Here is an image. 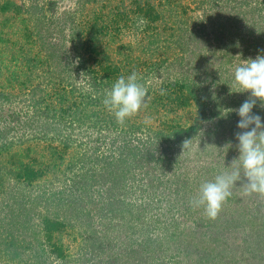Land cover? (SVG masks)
<instances>
[{
	"label": "rangeland",
	"instance_id": "1",
	"mask_svg": "<svg viewBox=\"0 0 264 264\" xmlns=\"http://www.w3.org/2000/svg\"><path fill=\"white\" fill-rule=\"evenodd\" d=\"M11 1L16 7L0 13V147L20 139L42 148L44 173L27 185L0 167V264H95L111 253L117 264H264V197L245 196L237 182L215 220L190 205L201 183L239 156V117L228 110L250 94L236 92L234 69L264 55V0H144V16L132 0H104L107 9L101 0ZM117 3L129 21L106 28ZM92 23L81 49L73 33ZM96 57L113 67L106 85L83 66ZM133 71L147 107L121 125L104 93ZM53 83L96 100V113L58 117ZM252 112L264 122L259 101ZM59 154L54 168L48 161ZM109 163L118 166V189L96 181L86 190ZM41 216L66 223L54 233L64 259L41 233L42 244L32 236ZM92 237L109 241L93 259L96 246L85 248Z\"/></svg>",
	"mask_w": 264,
	"mask_h": 264
},
{
	"label": "clouds",
	"instance_id": "2",
	"mask_svg": "<svg viewBox=\"0 0 264 264\" xmlns=\"http://www.w3.org/2000/svg\"><path fill=\"white\" fill-rule=\"evenodd\" d=\"M140 81L141 78L133 71L127 77L121 75L110 88L105 89L103 104L114 114L118 124L123 125L126 119L147 107V87ZM233 86L238 89L236 92L250 94L238 109L228 110L235 111L239 117L236 127L240 131L235 133L239 156L229 166H224L225 170L213 180L201 183L197 195L190 200V205L203 208L204 215L210 220L218 217L237 188V182H240L245 196L256 194L264 197V122L260 115L252 112L257 101L264 108V55L242 60L234 69ZM160 94H165L163 89ZM225 146L229 148L231 144Z\"/></svg>",
	"mask_w": 264,
	"mask_h": 264
},
{
	"label": "trees",
	"instance_id": "3",
	"mask_svg": "<svg viewBox=\"0 0 264 264\" xmlns=\"http://www.w3.org/2000/svg\"><path fill=\"white\" fill-rule=\"evenodd\" d=\"M104 1V0H101ZM111 1V0H108ZM144 0H132V2H129L131 6H134V8H136V10L138 11L139 14H141L142 16L146 15L144 12ZM121 6H123L122 3H120ZM120 4H114L111 7V13H113L112 15L108 14V16L106 17L105 21L108 22L107 24H104V27L108 28L111 25H117L118 27L120 26H124L125 24H127V22L129 21V17L127 14H125L120 7ZM104 5L105 6H101L104 7V9H107L106 6V2L104 1ZM16 7V3L11 1V0H2V2H0V13H2L3 15H5L4 13H6L7 11H10L11 8ZM143 8V9H142ZM102 17V18H101ZM101 20L104 19L103 15H100ZM7 21V19H5ZM122 23H124V25H122ZM96 24V23H95ZM95 24L92 23V25L87 26V30L86 32L83 31H79L78 34L77 33H73V36H75V39L81 40V42H79L77 44V46L79 48H85L86 45L90 46L91 43V39L90 40H86V37L88 34L93 33V29L95 27ZM114 28V27H113ZM117 33L121 32L122 29L119 28H114ZM146 37H142V39H139V43H142L145 40ZM158 38V37H156ZM2 39V37H0V40ZM98 39V38H96ZM154 42V41H153ZM156 42V40H155ZM154 42V43H155ZM98 44V43H97ZM105 52H102L101 54L103 55ZM97 55V54H96ZM105 55V60L108 61V57L107 54ZM92 62L95 63V65H90L88 68V64L91 63L90 59L89 60H84L83 61V66L88 69L90 71V73H94V83L99 82V85H106L105 83V79L108 81V83L112 82V80L110 79L111 77V73H112V68L110 65L109 68H107L105 66V63L102 61L101 57L97 58L96 57V61L93 58ZM109 64V62H107ZM96 66L98 67L96 70ZM96 71L98 73H100V77L99 79H96ZM100 71V72H99ZM15 74V73H13ZM104 74V75H103ZM105 83V84H104ZM96 87V85H94ZM52 88L54 89V91H52L50 94L52 95V110L53 111H59L61 114H59L58 117L60 116H64L63 118H66L67 120L70 119V121L74 120V121H82L84 119V117H88L90 114H88L86 116V112L87 110L90 111L92 110V112L94 111L96 113V107H95V103L96 100L94 102H92V100H86V97H84V94H78L77 96H75L74 91L71 90V92L67 93L63 88V90L59 89L60 87L53 83L51 86V90ZM61 90V91H60ZM90 95V94H89ZM80 97V98H79ZM89 98V97H88ZM53 99H55V101H57V103L55 104ZM46 108L49 107L50 105L46 104L45 105ZM56 113V112H54ZM91 113V112H90ZM100 115H98L99 117ZM52 117L54 118L55 116L52 115ZM103 117V116H102ZM62 119V118H61ZM99 119H101L99 117ZM95 120H96V116H95ZM28 143V142H27ZM17 145L16 148H14L13 146ZM27 144L25 142H23L20 139L14 140V141H10V142H5L4 143V147H0V167H5V171L7 172V175H10L14 178V180L16 181H20L22 183H25L27 185H31L32 182L35 179L40 178V176L44 173L43 172V168H44V164L42 162H40L39 158H42L44 155V150L40 147H30V146H26ZM35 145V144H34ZM37 145V144H36ZM47 146H49V144H47ZM58 154V152H57ZM53 155V154H52ZM54 156V155H53ZM55 157V156H54ZM62 156H57L56 159L54 158L53 161H48V164L52 165L54 168H56V162L55 160H59L61 159ZM123 160V159H122ZM122 160H119L117 162H120ZM116 162V163H117ZM117 165H112L111 163L106 164V171H101L98 174L91 176L94 178H91V184H88L89 186H86V190H88L91 186H93V184L98 181L101 185H105L107 184L106 182L110 183V185L108 186V189L111 190L114 188V186H116L117 188V184H120L119 182V175L117 170ZM86 175V174H84ZM3 176H0V189L3 188L4 183L3 182ZM86 180V178H85ZM119 182V183H118ZM84 184H86V182L84 181ZM88 188V189H87ZM72 207H74V205H72ZM69 215V214H67ZM38 218V217H37ZM66 224L64 222V220L59 221L56 218H51L48 216H41V226L39 228V232L35 233V235H32L35 239V241L37 240L38 244H42V242H40L42 239L43 241L45 240V242L49 245V247L51 248V244H53L54 246V253L56 254V257L59 259H64V253H62L63 251V246L62 244L59 242V240H57L55 242V232H60V234H62L64 231V227ZM62 232V233H61ZM42 235V239H38L35 236L36 235ZM59 235V234H57ZM59 239V238H58ZM95 241H98V244L95 245ZM109 241H105L103 238L100 240H96V237H92L89 240L85 241V248H89V247H94L92 248L93 252H89V255L91 257V259H93V257L96 255H98L99 253H105V248H107V246ZM111 250V248H108ZM109 250V251H110ZM131 252H134L133 250H131ZM110 258L106 259V261H98L95 264H113L114 263H118L119 260L122 259H117L118 257H116L114 254H109ZM86 259V258H85ZM88 260V259H86ZM91 261V260H90ZM95 261V260H94ZM141 261V260H140ZM139 261V262H140ZM138 262V263H139ZM135 263V264H138ZM94 264V263H91Z\"/></svg>",
	"mask_w": 264,
	"mask_h": 264
}]
</instances>
